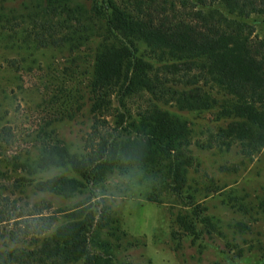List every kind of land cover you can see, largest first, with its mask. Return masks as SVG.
I'll return each instance as SVG.
<instances>
[{
  "label": "rangeland",
  "instance_id": "1",
  "mask_svg": "<svg viewBox=\"0 0 264 264\" xmlns=\"http://www.w3.org/2000/svg\"><path fill=\"white\" fill-rule=\"evenodd\" d=\"M95 5L92 0H0V208L16 209L13 217L56 216L47 238L78 205L96 219L107 208L104 225L95 224L88 235V251L109 255L115 264H264V146L252 152L237 132L226 136L242 119L235 113L237 99L224 87L168 82L163 88L179 92L169 101L146 90L116 91L102 130L95 133L92 84L105 49H128L160 75L153 79L160 86L171 61L116 33ZM226 5L216 6L226 13ZM246 21L252 37L264 41V15ZM195 86L205 106L183 108L176 99ZM152 105L175 126L186 125L181 134L187 145L159 156L154 165L125 164L100 179H85L73 161L101 173L95 166L102 138L108 145L137 140L140 112ZM186 160L177 177L175 164ZM54 178L79 185L69 190L49 182ZM9 229V223L0 225L1 232ZM14 247L6 236L0 241V251Z\"/></svg>",
  "mask_w": 264,
  "mask_h": 264
},
{
  "label": "trees",
  "instance_id": "2",
  "mask_svg": "<svg viewBox=\"0 0 264 264\" xmlns=\"http://www.w3.org/2000/svg\"><path fill=\"white\" fill-rule=\"evenodd\" d=\"M92 1L96 4L94 10L97 13L107 14V22L116 33L125 39L144 42L151 54L160 60H171L162 73L166 81H161L160 86L153 81L154 78L159 81L160 75L155 74L142 59L133 58L128 49H105L98 59L92 84L96 134L102 130L99 126L101 119L105 120L106 114L110 113L111 97L116 91L131 95L146 90L157 100L166 98L169 101L179 92L171 94L170 90L163 88L168 82L175 85L189 82L191 86L205 82L224 87L237 99L235 113L242 120L232 123L226 136L237 132L240 138L248 140L244 145L247 150H261L264 146V41L252 37L246 20L253 14L264 15V0ZM218 3L227 4L226 13L216 6ZM132 43L129 42L130 45ZM130 66L133 70L129 78ZM180 95L183 98L176 101L183 108L202 109L205 106L201 103L204 99L198 86L184 90ZM140 117L137 140L108 145V139L102 138L103 143L98 145L101 159L95 166L102 170L101 173L73 161L85 179H100L107 170L125 164L138 167L154 165L159 156L183 143L187 145L188 137L181 134L187 130L186 125L175 126L156 105L142 110ZM117 149L120 153L116 152ZM117 154H121L120 158L116 157ZM61 160L64 162L63 157ZM120 160H124V164L118 163ZM187 163L186 160L175 164L173 170L177 177H181L183 165ZM49 182L63 184L69 190H75L79 185L75 180L62 178ZM80 206L70 213L68 222L48 238L46 234L56 222V216L13 217L11 211L16 209L5 208L6 211L0 208V225L10 224L9 230L0 231V241L6 236L12 245L18 246L0 251V264H68L84 256L86 264H115L109 255H92L88 251V235L95 224L99 227L104 225L103 213H107V208L96 219V214L85 212L84 205ZM3 247L8 249L7 245Z\"/></svg>",
  "mask_w": 264,
  "mask_h": 264
}]
</instances>
